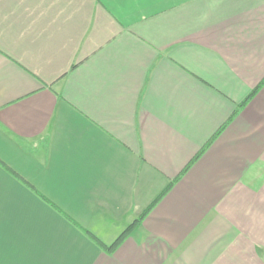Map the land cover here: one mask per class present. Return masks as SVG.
<instances>
[{
  "label": "crops",
  "instance_id": "crops-1",
  "mask_svg": "<svg viewBox=\"0 0 264 264\" xmlns=\"http://www.w3.org/2000/svg\"><path fill=\"white\" fill-rule=\"evenodd\" d=\"M0 264H264V0H0Z\"/></svg>",
  "mask_w": 264,
  "mask_h": 264
},
{
  "label": "trees",
  "instance_id": "trees-1",
  "mask_svg": "<svg viewBox=\"0 0 264 264\" xmlns=\"http://www.w3.org/2000/svg\"><path fill=\"white\" fill-rule=\"evenodd\" d=\"M260 87H258L257 89H255L250 95L249 97L246 99V101L243 103L245 104L248 100H250L258 91ZM172 181L169 183V185L166 187V189L164 190V192H166L171 186H172ZM163 192V193H164ZM160 198V196L153 202L155 203L158 199ZM147 211H145L138 219H136L131 225H129L121 234L120 236L111 244H105L102 241L98 240L95 236H93L91 233H89V231L84 230L85 233H89L91 234L94 239L98 242V244L107 252H112L116 249V247L120 244V242L128 235L132 232V230L134 229V227L140 224L142 218L144 217V215L146 214Z\"/></svg>",
  "mask_w": 264,
  "mask_h": 264
}]
</instances>
